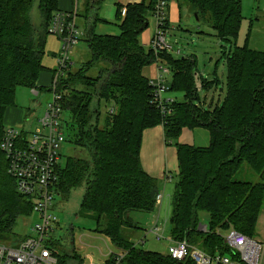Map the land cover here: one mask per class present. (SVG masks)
I'll return each instance as SVG.
<instances>
[{
  "label": "trees",
  "instance_id": "1",
  "mask_svg": "<svg viewBox=\"0 0 264 264\" xmlns=\"http://www.w3.org/2000/svg\"><path fill=\"white\" fill-rule=\"evenodd\" d=\"M104 1L86 0L78 13L91 59L75 69L71 64L58 81L63 113L68 114L63 124L66 142L87 152L86 157L68 156L64 165L60 161L58 192L68 198L73 190L85 188L80 215L93 219L95 232L126 251L128 263L196 264L138 247L131 236L144 229L133 213L157 209L159 180L144 168L141 149L144 131L163 125L166 141L175 143L178 156L170 216L173 239L233 256L223 233L235 229L255 237L264 204V49L250 46L254 18L245 44L237 45L243 0H178L185 1L199 19L207 18L216 37L232 44L223 52L227 93L221 103L207 107L196 83L197 60L174 58L167 50L158 54L140 39L155 0L128 3L125 14L118 2L116 35L96 30L98 23H110L100 15ZM59 10V0H0V141L6 112L16 106L18 88L49 89L38 86V80L42 72L52 70L43 57L52 18ZM157 58L170 66L171 89L185 93L184 100L165 104L168 113L163 112L152 79L144 74ZM96 64L100 68L93 76L89 72ZM218 82L216 76L202 84L211 89ZM197 128L209 132L208 145L177 141L185 129ZM250 171L259 179L249 178ZM32 211L31 198L17 191L0 149V237L15 236L18 221ZM206 213L209 221L204 225ZM62 258V264L83 263L79 254L68 250Z\"/></svg>",
  "mask_w": 264,
  "mask_h": 264
},
{
  "label": "rangeland",
  "instance_id": "2",
  "mask_svg": "<svg viewBox=\"0 0 264 264\" xmlns=\"http://www.w3.org/2000/svg\"><path fill=\"white\" fill-rule=\"evenodd\" d=\"M86 0H74L73 10L76 15V20L79 24L83 23L79 18L78 13L84 10ZM111 0H105L100 8V15L110 23L100 22L97 25V31L99 32L103 28L104 31H110L109 29L120 32L118 22L120 19L116 16V6L111 4ZM122 4H127L128 0H121ZM180 4V5H179ZM63 8H69L72 6L71 0H59V6ZM34 22L38 24L40 20V13L38 7H34ZM243 15L244 19L236 39L237 45H244L250 30L251 19L254 18L250 46L254 48L264 49V0H243ZM149 26L140 35L141 41L146 44L147 47H152L153 38L157 31L156 19L153 12H148ZM167 16L169 18L168 30L166 32L167 43L172 45V49H169L174 58L194 57L197 60L196 67V83L198 86L199 95L201 101L205 106L216 105L221 103L227 93V67L224 59V51H229L232 44L220 40L213 34V27L207 18H201L193 12L189 5L185 1L177 3V0H169V8H167ZM61 50V40L59 36L50 32L47 36L45 54L43 57V63L50 69H55L59 65V53ZM161 52H158L160 54ZM74 64L72 68H78V66L91 59L92 54L89 49L88 43L82 34V38L77 43L70 53ZM161 59L157 58V61ZM167 64V62L162 61ZM152 65L151 67H153ZM100 65L96 64L90 70V74L96 76L98 74ZM52 71L48 70L42 73L39 78V83L47 85L49 83V74ZM219 78L217 86L208 89L203 86V80H213L215 77ZM166 89L168 91L164 96L171 100H184L185 93L183 91L172 90L173 75L171 72L163 74ZM152 79V78H151ZM157 79V78H156ZM50 85V84H49ZM40 86V85H38ZM52 94L49 91H42L40 95H36L33 92V88L20 87L16 92V107L27 109V115L24 116L22 124H24L27 130H34L39 126L37 118L42 116L45 112L46 105L50 102ZM64 117H68V114L63 113ZM64 124V123H63ZM9 126V124H5ZM65 129V128H64ZM197 129L186 130L182 133L178 142L189 143L193 145H202L196 139ZM172 150H175V143L169 144ZM61 163L64 165L68 156L86 157L87 152L81 148H76L74 144L64 142L61 146ZM249 178L258 180L259 176L256 173L250 171ZM178 178L176 168L172 169V179L167 181V184L160 189V193L165 194L164 203L162 208H157L156 213L160 212V220H165L164 232L162 235L164 238L158 239L154 233L147 232L146 230L155 224L152 219V213H133L132 217L138 221L144 229L137 230L132 233V240L137 243L138 247L144 249L156 250L162 253H167L171 244L170 237L172 236V227L170 223V216L172 212L171 204V191L173 190L172 184ZM85 193L84 187H79L73 190L68 198H57L55 203L56 213L61 221V229L58 230V236L62 238V247L60 251L75 252L83 258L82 264H91L92 259L90 255L94 253V264H103V256L100 255L99 247L104 252L109 250L118 251L113 246L111 241L104 235L95 232V221L89 217L80 215V206ZM153 212V215L155 213ZM260 222L257 226L256 239H264V204L260 213ZM38 220V214L33 212L32 215L21 218L16 227V236L26 235L31 225ZM202 221L204 225L208 224L209 216L202 215ZM153 222V224H152ZM228 232L223 233L224 235ZM129 234V233H127ZM146 235V236H145ZM143 236L146 240L143 244H138V241ZM13 237L4 235L0 237V243H9ZM201 248V247H200ZM62 252V253H63ZM70 264H78L80 262L74 260H68Z\"/></svg>",
  "mask_w": 264,
  "mask_h": 264
},
{
  "label": "built area",
  "instance_id": "3",
  "mask_svg": "<svg viewBox=\"0 0 264 264\" xmlns=\"http://www.w3.org/2000/svg\"><path fill=\"white\" fill-rule=\"evenodd\" d=\"M167 8L169 0H155L152 12L157 31L152 46L156 52L172 49L166 36L169 22ZM123 13H126V8H123ZM49 32L59 36L62 42L59 65L48 86L52 98L46 105L44 114L37 118L39 126L34 130H27L25 126H5L0 141V149L7 158V172L15 180L17 191L31 198L32 213L38 214V220L31 225L26 235H15L9 243H0V264H62V238L57 235L61 229V221L56 213L55 203L61 197L58 192V167L61 146L66 142V132L63 126V94L58 89V81L72 64L71 49L80 42L83 31L74 10H59L52 18ZM160 62V74L151 83L155 86V94L163 112L168 113L169 107L165 104L173 100L162 96L167 90L163 74L172 71L168 64ZM33 91L36 95L42 93L36 88ZM113 111L114 108H111V112ZM163 198L164 193L157 195V206ZM153 219L155 224L150 230H146V234L150 231L158 239L164 238L162 233L165 221L160 220L159 215H155ZM203 228L206 230L207 226ZM145 236L139 239L138 244L146 242ZM223 237L233 256L221 251L210 253L187 239L175 240L172 236L167 254L177 261L192 259L196 264H264V240L235 229L223 234ZM126 254L124 250H110L106 264H130L126 261Z\"/></svg>",
  "mask_w": 264,
  "mask_h": 264
},
{
  "label": "crops",
  "instance_id": "4",
  "mask_svg": "<svg viewBox=\"0 0 264 264\" xmlns=\"http://www.w3.org/2000/svg\"><path fill=\"white\" fill-rule=\"evenodd\" d=\"M72 1V6L69 8H63L61 7V5L59 6L60 10H64V11H70L73 10V6H74V0ZM141 0H128V3H135V2H140ZM111 4L116 6V16H117V4L118 2H121V0H111L110 1ZM178 3V0H177ZM127 4H123L124 5V9L125 6ZM79 24V22H78ZM80 29L83 31L84 26L82 24H79ZM97 30V29H96ZM105 29L103 28L102 30H100L98 33L100 34H118L119 32H116V30L113 29H109L110 31H104ZM120 30V29H119ZM84 33V31H83ZM61 47H62V42H61ZM61 51V50H60ZM160 61L158 60L157 62H155L153 67H151L152 65H149L147 67L144 68V74L152 79H156L158 77V75L160 74ZM72 64H74V61H72ZM56 69V68H55ZM51 74H49V83L47 85H43L41 83H39L38 81V85L43 86V87H48L49 84L51 83L55 70L52 69L51 70ZM44 73V72H42ZM172 74V73H171ZM42 75V74H41ZM40 75V76H41ZM173 75V74H172ZM34 92V91H33ZM168 91H164L162 96L165 99H169L166 98L164 95L167 94ZM36 94V93H35ZM27 115V109L25 108H18L16 106L13 107H9L5 118H4V123L9 124V125H13V126H24V124H22L23 122V118L24 116L26 117ZM187 129H185L183 131V133H185ZM191 130V129H188ZM195 130V129H193ZM196 139L200 142H202V145L199 146H206L209 144L210 142V134L206 129H202V128H197V133H196ZM170 143H167L166 138H165V129L163 125H158L149 129H146L144 131V135H143V141H142V149H141V159H142V164L144 166V168L154 177H156L159 180V184H160V189H162L163 185L165 186L167 184V181H171L172 179V169L176 168V171L178 173V156H177V148L174 147L175 150H172L173 148H171L169 146ZM177 179L174 181V183L172 184L173 190L171 191V204H172V195L174 192V188H175V183H176ZM164 199H165V194H164V198L162 200V202L159 204V206H157V208H162V205L164 203ZM157 210V209H156ZM155 215H161L160 212L152 213V216L154 217ZM261 215V214H260ZM152 217V219H153ZM165 221V220H162ZM260 222V216L258 219V223ZM153 224V222H152ZM258 226V224H257ZM263 235H264V230H263ZM133 239V238H132ZM264 240V239H261ZM117 249V248H116ZM100 250V255L103 256L104 260L101 259L100 262H102L103 264H106L107 260L109 259V252H104L103 249L101 247H99ZM118 250V249H117ZM91 259H92V263L94 264V253H92L90 255Z\"/></svg>",
  "mask_w": 264,
  "mask_h": 264
}]
</instances>
